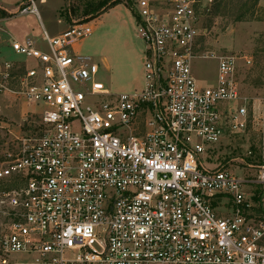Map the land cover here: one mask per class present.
<instances>
[{
    "label": "built area",
    "instance_id": "obj_1",
    "mask_svg": "<svg viewBox=\"0 0 264 264\" xmlns=\"http://www.w3.org/2000/svg\"><path fill=\"white\" fill-rule=\"evenodd\" d=\"M211 4L135 0L144 77L131 92H110L76 51L90 22L44 30L45 49L0 33V95L40 107L38 133L0 121V206L11 219L0 264H21L15 254L34 256L23 264H264V165L241 178L202 160L226 132L264 120V105L248 109L238 89V62L251 58L199 50ZM1 45L24 59H2ZM210 57L215 83L199 85L193 62Z\"/></svg>",
    "mask_w": 264,
    "mask_h": 264
},
{
    "label": "rangeland",
    "instance_id": "obj_2",
    "mask_svg": "<svg viewBox=\"0 0 264 264\" xmlns=\"http://www.w3.org/2000/svg\"><path fill=\"white\" fill-rule=\"evenodd\" d=\"M90 1L98 0H0L2 6L13 9L6 11L0 7V33H5L8 37L13 36L20 41L27 37L32 38L38 47L45 49L42 36L44 30L51 35H56L75 23L90 22L91 33L75 46L76 51L96 61L99 65L97 79L103 82L110 92L140 90L143 87L144 77L141 63L144 43L136 36V25L107 27L105 23L101 24L100 20L103 18L93 20L85 17L82 9ZM121 1L125 4L128 2L131 8L135 2V0ZM222 1L216 8L218 1L212 0L210 9L201 16L199 50L208 54L232 52L249 56L250 64L238 62V89L241 97L247 100L248 109L252 105L255 109H259L264 105V0H258L255 6H253V0H225L229 2L226 7H224V0ZM26 6H34L38 15L34 12L20 14L19 11ZM241 13H245L243 19L236 21V16ZM3 18L8 19L1 22ZM118 32H121L123 42L118 43ZM103 57L108 59L110 72H106L102 66ZM1 58L24 59L23 56L15 54L4 45H1ZM120 61L126 62L125 67H121ZM216 66L217 61L211 57L196 59L193 62L192 70L199 85L215 83ZM28 105L12 94L0 95V121L12 124L14 132L17 127L21 129L22 134L40 132L38 117L40 107L29 106L30 109L36 108L31 112L26 110ZM25 118L32 121L29 126L26 123L23 124L22 121ZM142 130V125H139L135 133L139 134ZM259 135H261L260 127L257 124L253 127L251 123H248L243 131L233 134L226 132L213 153H209L208 156L203 155L202 160L204 164L209 162L208 167H220L234 172L241 178H252L255 175V166L262 162L260 157L262 145ZM3 136L5 134L0 129V139ZM8 141L11 143L10 140ZM15 145L14 142L13 147ZM6 148L7 146L2 145L0 141V161ZM243 188L248 193L254 191L253 209L256 212L261 211L259 185L244 184ZM5 212V208L0 206V237L7 233L11 222ZM11 260L21 264L29 263L34 262V256L15 254L11 256Z\"/></svg>",
    "mask_w": 264,
    "mask_h": 264
},
{
    "label": "crops",
    "instance_id": "obj_3",
    "mask_svg": "<svg viewBox=\"0 0 264 264\" xmlns=\"http://www.w3.org/2000/svg\"><path fill=\"white\" fill-rule=\"evenodd\" d=\"M0 7L4 8V10H6V11L13 10V9H10L11 7H5V6H2L1 4H0ZM99 18H103V19L100 20L101 24L105 23V26L107 25V27H110L112 25H119V26L132 25L133 26L135 24V18H134L133 12H132V8L126 6V4L123 3V2L113 6L111 8H109L108 10H106L103 13H101L99 16H97L93 20H96V19H99ZM5 19H8V18L1 19V22H3ZM1 32H2V30H1ZM1 34H2V37H3V39L5 41L7 39H16L13 36L8 37L7 34H5V33H1ZM136 36H137V34H136ZM117 38H118L117 39L118 43L124 41V39H121V32L117 33ZM121 60H123V59H121ZM102 61H103V65L102 66H103L104 70L106 72L107 71L110 72V65L108 63V59L106 57H103ZM123 61H120L122 68L125 67V64H126V62L123 63ZM29 106H33V105L29 104L28 105V109H26L27 111H31L32 112V111H34L36 109V108H34V109L31 108L30 109ZM254 124L255 125L257 124L260 127L261 135H259V140H260V144L262 145V151L260 153V157H261V161L262 162L258 163L257 165H260V164L264 165V120H259L258 119L256 122L252 123L251 126L254 127ZM206 164L208 166L209 162L207 161Z\"/></svg>",
    "mask_w": 264,
    "mask_h": 264
},
{
    "label": "trees",
    "instance_id": "obj_4",
    "mask_svg": "<svg viewBox=\"0 0 264 264\" xmlns=\"http://www.w3.org/2000/svg\"><path fill=\"white\" fill-rule=\"evenodd\" d=\"M217 1H218V3L216 4V8H218L221 5V2H223L222 0H217ZM253 1H254L253 2V4H254L253 6H255L256 5V2L258 0H253ZM119 3H122V1L121 0H98V1H92V2L90 1V2H87L84 5V7L82 9V12H83L82 14L85 17L89 18V19H94L97 16H99L101 13L105 12L109 8L115 6V5L119 4ZM228 3L229 2H227V1L224 0V7H226ZM126 6L130 7L128 2H126ZM249 11L251 12L252 9L249 10ZM244 14L245 13L239 14L238 16H236L235 20L236 21L242 20Z\"/></svg>",
    "mask_w": 264,
    "mask_h": 264
}]
</instances>
